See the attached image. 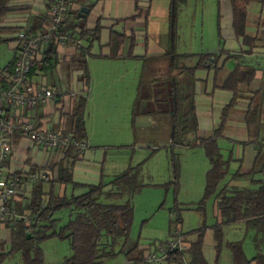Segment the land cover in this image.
Segmentation results:
<instances>
[{
	"label": "crops",
	"instance_id": "obj_1",
	"mask_svg": "<svg viewBox=\"0 0 264 264\" xmlns=\"http://www.w3.org/2000/svg\"><path fill=\"white\" fill-rule=\"evenodd\" d=\"M199 1L182 0L178 11L187 3ZM215 1L218 9L217 31L206 34L203 28L193 29L198 19L196 13L195 19L191 18L190 21L191 29L184 32L181 29L183 21H179L181 17L177 13L174 45L170 40L171 0L73 1L72 11L80 12L82 7L88 8L80 24L89 29L98 27V39L91 44L86 58L82 56L83 47L88 45L84 39L82 48L73 45L57 47V65L52 74L39 69L38 61L45 53L38 56L32 71V80L36 83L46 82L49 87L58 88V93L48 104L33 109L31 119L48 127L57 126V129L69 131L72 107L78 96L85 95L86 108L94 103L98 105L96 108H103L102 111L108 113V108L112 111L117 106L124 105L134 115L138 108L137 113L148 116L141 115L140 121L137 120V127H153L157 122L154 114L160 109L157 107L159 99L172 96V104L163 112L170 114L174 127L178 123L186 124L191 116L195 129L194 139L204 150L208 139L217 141L224 158L230 161L228 173L231 171V178L226 184L228 188L252 186L254 178L264 180V172H254L264 163V0L247 1L244 19L234 15L232 0ZM51 2L52 0H13V10L0 25L29 27L36 16L45 14L48 17ZM203 17L202 14L199 19L203 20ZM241 23H244L248 35L246 41L237 33ZM16 34L17 32L7 31L0 33L5 41L11 42L14 49L10 62L18 54ZM82 57L86 59L90 75V85L86 91L80 80L83 70L78 60ZM10 62L0 70L3 72L12 69L13 66H8ZM237 65L244 70L253 71L244 75V80L239 83H235L230 77ZM146 75L150 78L147 86L143 84ZM161 80L162 84L170 82L171 94L166 86L157 87ZM144 86L147 90L143 93ZM161 86L165 87L163 92L160 90ZM233 99L234 104L231 107ZM84 123L88 148L80 153L71 166L73 180L80 184L78 186L57 181L59 163L66 165L68 161L72 162L66 152L47 151L28 138L19 135L13 137L11 157L7 162L8 171L19 179L21 191L12 199V209L16 212L27 210L34 184L38 181L48 179L44 182L46 193L52 191L56 195L65 194L70 197L85 193L87 185L98 184L100 181L109 183L120 174L118 169H122L124 165L123 158H108L111 155H108L106 147L120 144L96 142L87 121ZM218 129L221 132H217ZM174 138L175 134H172V140L167 139L161 145H169V141ZM132 143L145 145V142H136L135 139ZM158 150L154 148L151 156L158 154ZM50 163L54 164L53 168L48 165ZM42 173H47L45 179H32ZM51 173L53 175L48 176ZM216 207L218 209V200ZM66 211L69 218L71 210ZM219 215L220 212L218 218ZM177 218L182 220L180 216ZM232 223L254 228L256 232L253 237L259 246L260 231L257 228L247 225L245 221ZM5 229H9V234L5 233ZM177 231L179 230L170 231L168 238L177 235ZM159 232L162 231L158 230V234ZM10 234V228L0 225V244L2 241L9 242ZM180 234L189 248L193 240L182 231ZM153 237L156 236L144 235V241L154 239ZM139 248L145 249L141 243ZM184 257L185 254L183 259ZM170 262L174 261H169L166 257L160 264ZM251 264L258 262L252 260Z\"/></svg>",
	"mask_w": 264,
	"mask_h": 264
},
{
	"label": "trees",
	"instance_id": "obj_2",
	"mask_svg": "<svg viewBox=\"0 0 264 264\" xmlns=\"http://www.w3.org/2000/svg\"><path fill=\"white\" fill-rule=\"evenodd\" d=\"M12 1L0 0V23L13 10ZM247 1L249 0H232L236 18L240 16L243 19L245 18V4ZM181 2L182 0H171L170 40L172 45H174L176 40L177 13ZM78 14L79 12L70 9L69 18L62 31L86 40L88 45L82 49V56L86 58L91 44L98 39V27L94 29L86 28L83 24H80L83 19L78 17ZM46 21L47 16L45 14L38 15L35 17L33 24L26 28L23 26L3 27L0 25V33L4 31L19 32L22 29H26L28 32H39L43 30ZM240 25L242 26L237 28V33L246 41L248 35L245 32V25L244 23ZM118 37L120 36L118 35ZM3 41L5 39L0 36V42ZM56 49L57 45L53 43L45 49V55L38 61L40 70H53L56 67ZM85 58L83 59L82 57L78 61L81 62L80 66L83 70L80 80L84 83L86 91L90 85V75ZM14 61L9 63L8 66L10 68L13 66ZM252 72L251 70H244L240 65H237L230 77L235 83H239L244 80V75ZM2 74L3 72L0 70L1 84L2 86H7ZM233 104L234 99L231 101V107ZM86 105L87 97L85 95L78 96L72 107L70 129L66 131L72 133L78 140H86L87 133L84 123ZM224 115L226 116V114ZM217 132H221V129H218ZM205 150L207 156L211 159V167L206 174V186L203 197L197 203L196 209L205 214L208 200L216 196L222 224L245 221L247 225H252L264 233V180L254 178L252 186L243 188L222 186L221 183L228 174L230 161L224 158L217 141L214 139H208L205 142ZM64 152L67 153L66 156L68 158L72 159V162L68 161L66 165L59 163L57 181L78 186L80 184L73 180L71 166L75 159L80 156V152L75 148H70ZM174 166L175 179L172 184L178 189L179 174L175 163ZM134 168L129 167L109 183L100 181L98 184L87 185L85 193L70 197L65 194L62 196L56 195L52 191L46 193L44 182L48 179L36 182L33 187L32 197L26 207L27 210L22 211L31 216L33 221L28 224L24 219H18L14 223L8 221L5 224L6 227L10 228L11 234L9 242L2 243L0 264L12 259H16V261L8 264H103L104 259L115 256L120 252H124L132 264H149L150 261L145 255V249L139 248L138 243L130 248L126 247L133 225L135 210L131 196L124 202L100 201L102 196L111 200L124 199V186H130L131 184L133 186L137 181V176L135 177L133 174ZM254 172H264V163L260 169H255ZM52 175L53 173L48 174V176ZM67 209L71 210V215L65 223H62L61 218L56 217V214ZM178 220L180 218H177ZM215 229L217 240L222 241L224 236L222 225L218 224ZM205 233V228L198 229L196 231V239L191 242L190 247L186 251H180L179 249L170 251L166 256L167 259L169 261H182L185 252H188L191 255L192 264H208L204 255ZM52 238L69 240L73 254L60 263H48L42 243ZM120 238L125 241L120 251L117 252L114 247ZM228 246L232 249L235 264H251L252 260H257L258 264H264V253L257 254L252 259L247 257L242 240L230 241ZM216 250L217 260L220 249L216 246Z\"/></svg>",
	"mask_w": 264,
	"mask_h": 264
},
{
	"label": "rangeland",
	"instance_id": "obj_3",
	"mask_svg": "<svg viewBox=\"0 0 264 264\" xmlns=\"http://www.w3.org/2000/svg\"><path fill=\"white\" fill-rule=\"evenodd\" d=\"M181 7L178 15L181 17L179 21H183L181 29L184 32L191 29L190 21L196 13L198 19L195 21L193 29L203 28L206 34H212L211 32L215 33L217 31L218 9L215 0H200L199 2L187 3ZM202 14L204 16L203 20L199 19ZM13 56L14 49L11 42H0V68L6 66ZM46 71L48 74L53 73L52 69ZM149 79V75H146L143 79V84L149 85ZM160 85L166 86L171 94L170 82L162 84L161 80L157 87ZM146 86L143 87V93L147 90ZM164 86L160 88L162 92L164 91ZM53 88L57 92L58 88ZM145 94H147V91ZM172 101V96L159 99V104L156 105L160 109L154 114L157 122L153 127L145 125L137 127V120L138 122L140 121L139 117L146 115L137 113L138 108L135 110L136 115L129 108L126 107L125 109L124 105H119L112 111L108 108L109 112L105 113L102 111L104 110L103 108L100 110V108H96L98 105L92 103L85 110L84 121H87L88 128L96 142L120 144L118 146H106L109 151L108 155H111V157L107 156L108 158L113 160L114 158H123L124 160V165H122V169H118V172L121 173L128 167H135L133 174L135 177L137 176V181L133 186L132 184L124 186V199L111 200L105 196L100 199L102 202H124L131 196L135 210L133 225L126 247L130 248L136 243H141L145 247V255L147 257L150 252L156 251L160 253L158 245L169 244L171 239L181 235V231L190 240H195L196 231L203 227L206 229L204 255L210 261V264H235L232 249L228 246L230 241H244V251L249 259L257 254L264 253L263 232L258 234L259 246H257V242L253 237L256 232L254 228H248L245 224H222L220 215L218 218L216 196L208 200L205 214L196 209L197 203L203 197L206 186V173L211 167V160L206 155L204 148L196 144L194 139L195 129L192 126L193 119L191 116H189L186 124L180 125L178 123V126L174 127L170 114L163 112L170 107L169 105L172 104ZM103 125L104 127H102ZM55 127L57 129V126ZM172 134H175L173 141H169V145H161L167 139L172 140ZM134 139L136 142H145V145H134L132 143ZM154 148L159 149V152L151 156ZM140 163L141 165L138 166ZM174 163L179 174L178 189L172 184L175 179ZM48 165L54 166L52 163ZM230 178L231 171L221 185H226ZM57 216H61V222L65 223L69 215L66 210H63L58 212ZM178 216L181 217V221H177ZM218 224L222 225L223 228L224 236L222 241L217 240L216 237L215 226ZM158 230L162 232L158 234ZM172 230L179 231L176 232L177 235L168 238L167 235ZM4 231L9 234V229ZM149 234L156 237L144 241V235ZM124 241L123 238L118 239L114 247L117 252L124 245ZM182 241L184 240L182 239ZM2 243L0 244V250ZM183 245L188 248L186 243ZM216 246L220 249L217 260ZM42 247L48 263H60L73 254L70 241L65 239H49L42 243ZM15 261L16 259L7 260L4 264L14 263ZM161 262L162 260L159 264ZM103 264H132V262L128 261L124 252H120L115 256L104 259ZM169 264H192L191 255L185 252V257L182 261H174Z\"/></svg>",
	"mask_w": 264,
	"mask_h": 264
},
{
	"label": "built area",
	"instance_id": "obj_4",
	"mask_svg": "<svg viewBox=\"0 0 264 264\" xmlns=\"http://www.w3.org/2000/svg\"><path fill=\"white\" fill-rule=\"evenodd\" d=\"M72 4V0H52L43 30L28 32L22 29L17 32L18 54L12 71L2 74L7 86L0 88V225H5L8 221L14 223L18 219H24L28 224L33 221L31 216L16 212L10 207L12 199L21 191L19 179L8 171L7 164L11 157L14 136L28 138L47 151L75 148L82 153L88 147L86 140H78L72 133L42 125L30 117L33 109L48 104L57 93L46 82L36 83L32 80V71L38 56L52 43L57 47L83 45L80 37L62 31ZM46 177L47 173H42L32 179ZM169 242L167 245L159 244L160 253L150 252L147 259L151 263L159 264L168 252L187 249L181 235Z\"/></svg>",
	"mask_w": 264,
	"mask_h": 264
},
{
	"label": "water",
	"instance_id": "obj_5",
	"mask_svg": "<svg viewBox=\"0 0 264 264\" xmlns=\"http://www.w3.org/2000/svg\"><path fill=\"white\" fill-rule=\"evenodd\" d=\"M87 12H88V8L82 7L79 14H78V17H82V16L85 17Z\"/></svg>",
	"mask_w": 264,
	"mask_h": 264
}]
</instances>
